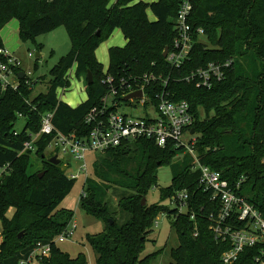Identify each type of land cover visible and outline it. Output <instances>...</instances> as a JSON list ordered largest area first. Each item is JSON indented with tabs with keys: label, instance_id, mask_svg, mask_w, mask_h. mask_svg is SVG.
I'll return each instance as SVG.
<instances>
[{
	"label": "trees",
	"instance_id": "1",
	"mask_svg": "<svg viewBox=\"0 0 264 264\" xmlns=\"http://www.w3.org/2000/svg\"><path fill=\"white\" fill-rule=\"evenodd\" d=\"M182 1L0 0V31L15 19L20 42L34 43L38 36L64 27L71 43L68 54L50 68L45 93L32 97L36 82L27 84L26 78L19 80L16 89L0 86V167L9 165L0 175V264H19L38 243H49L51 251L37 264H88L83 253L72 257L53 243L73 217L71 211L57 208L75 179L66 176L61 161L55 165L45 158L51 136L41 134L33 141L42 166L32 173L33 150L24 143L39 133L41 116L47 112H53L52 123L62 133L87 136L90 126L84 118L102 105L109 92V85L102 82L107 77L116 87L134 88L140 77L153 74L157 79L146 89L149 96L164 89L171 99L186 100L194 116L200 163L221 171L231 183L246 173L249 177L242 189L249 194L248 202L264 213V0H190L189 23L204 30L206 43L196 33L190 59L177 69L162 54L165 47H172L174 20ZM116 29L126 43L108 48L104 68L96 50ZM35 46L41 49L40 44ZM230 58L234 62L224 79L211 88L184 79L209 62ZM74 65L78 77L90 72L93 82L86 83L87 99L72 107L57 97V89L69 86L65 75ZM19 114L26 122L16 131ZM181 152L172 145L162 149L152 140L139 139L103 153L102 167L93 162L99 181L87 178L83 183L86 195H80V205L87 214L107 221L103 232L87 236L95 264H148L153 253H142L160 213L172 218L178 236L170 264H223L221 255L230 244L214 238L208 220L213 204L209 194L198 188L199 172L192 169L194 159L189 154L178 163L171 186L160 192L161 199L169 200L176 191L186 189L187 212L178 214L157 203L142 205V198L157 183L158 168L171 165ZM136 155L140 161L130 166ZM113 186L123 191L117 205L130 216L122 224L108 208L106 193ZM255 252V248H246L234 264H251Z\"/></svg>",
	"mask_w": 264,
	"mask_h": 264
},
{
	"label": "built area",
	"instance_id": "2",
	"mask_svg": "<svg viewBox=\"0 0 264 264\" xmlns=\"http://www.w3.org/2000/svg\"><path fill=\"white\" fill-rule=\"evenodd\" d=\"M192 9L191 1L183 0L174 20L176 35L165 59L177 69L190 59L194 35L197 33L199 37L204 36L202 28L194 29L189 23ZM28 57H32L31 52L28 53ZM233 62V58L221 63L209 62L205 67L191 71L184 79L187 82L195 81L198 86L211 88L215 82L224 79L226 70L232 66ZM75 70L74 65L66 72L65 77L69 81V86L58 88L57 91L69 88L72 78L83 79L86 82V77H78ZM21 72H24L23 78H26L25 82L29 84L31 81L28 77L31 73L23 69L21 59L3 41V46L0 48L1 88L16 89ZM156 79L157 77L153 74H145L135 81L134 88L124 85L116 87L111 77L103 79L102 82L109 85V92L102 98V105L92 108L85 116L84 123L90 126L87 136L79 137L74 133H62L52 123L53 112H47L41 116L39 133L32 135L30 142L24 143L25 148L33 150V141L41 134L51 136L47 147L61 162L65 157H71V161L64 163L66 168L64 171L68 178L75 180L81 176H84L85 180L88 178L87 155L89 153L102 154L139 139L152 140L162 149L168 145H172L175 149H182L194 159L192 169L199 172L198 188L209 194L210 202L213 204L208 220L215 240L230 244V248L221 255L222 263L234 264L246 248H255L256 252L251 264H264V213L248 202L249 194L242 189V185L249 176L246 173L241 174L231 183L221 171L200 163L195 151L198 135L195 131L191 133L194 116L188 102L171 99L169 92L164 89L161 92H153L155 96H149L146 89L151 87ZM162 83L167 84V80H163ZM78 91L84 93L86 85L85 87L81 85ZM137 91H141L140 97L125 99L128 94ZM121 107L140 111V113L121 112ZM19 117H22L21 114ZM261 163L264 164V154ZM71 164L75 167L72 168ZM8 166L5 164L0 167V175ZM85 195L82 189L81 196ZM188 198L189 193L186 189L178 190L168 200L169 206L177 210L178 214L186 213ZM191 218H194L193 214ZM154 224L157 225L158 222L155 221ZM75 228V223H69L65 231L53 240V243L56 244L57 241L61 242L72 236ZM50 251L49 243H38L27 258L19 261V264L38 262L48 257Z\"/></svg>",
	"mask_w": 264,
	"mask_h": 264
},
{
	"label": "rangeland",
	"instance_id": "3",
	"mask_svg": "<svg viewBox=\"0 0 264 264\" xmlns=\"http://www.w3.org/2000/svg\"><path fill=\"white\" fill-rule=\"evenodd\" d=\"M111 37L104 42L96 50L97 59L99 62L104 58L105 61L108 59L107 49L109 44H115L120 36L119 29L114 31ZM1 37L3 38L4 43L11 40V36L15 35L13 41L19 46L18 51L16 52L19 58L22 61V66L25 71H29L31 75L28 77L30 81H35V86L33 88L32 97H35L39 93H45L49 86V70L53 67L61 57L66 56L71 48V43L68 37V34L64 27H58L46 34H42L35 39V42H26L21 43L18 38V26L15 19L8 22L3 29L0 31ZM12 36V37H13ZM205 41V37L201 39ZM206 43V41H205ZM41 45V49L37 50L35 45ZM32 53V57H28V53ZM36 53H39V57H36ZM102 63V62H101ZM35 64L37 65L35 68ZM107 67V64L105 65ZM85 87L86 82L84 80L72 78L70 87L67 89H59L57 91V96L63 102L70 100L73 97V93H77L83 97L86 94V91L80 92L78 94V89L80 86ZM64 90V91H62ZM121 112L139 114L140 111H133L125 107H121ZM26 119L24 117H18V120L15 124V130L20 131L25 125ZM135 149L134 146H132ZM132 154V153H131ZM53 155V151L49 147L45 150V158L49 159ZM103 153H89L87 155L88 162V179H95L99 181L94 176V167L93 162H97L100 167H102ZM188 154L181 152L174 158V162L171 165H161L157 171V183L153 186L150 191L147 193L145 198V204L151 205L154 203L161 204L162 206H169L168 199H161L160 192L171 186L173 175L176 174V171L179 169L180 161L184 158L188 159ZM66 161H71V157H65L62 160V167ZM140 161L139 155H136V162L132 160L130 166L136 165ZM42 166V160L38 157L33 150L31 155V166L29 172L32 173ZM72 168L75 167L74 164H71ZM129 166V167H130ZM66 169V168H65ZM68 171V170H67ZM66 171V172H67ZM87 181L84 176L79 177L75 180V184L71 192L64 198L61 204L58 206L57 210H68L73 213V217L70 223H75L76 228L73 231L72 236L66 238L64 241H57L56 245L65 253L70 256H76L78 253H83L86 256L88 264H95L94 254L92 249L87 241V236L90 234H98L104 231L107 226V221L97 219L90 214H87L80 205V195L82 191L83 183ZM124 190V189H123ZM123 191L121 188L113 186L107 191V199L110 201L108 203L109 212L111 216L117 221L118 224H122L125 221L130 219V216L126 214L118 205V200L123 196ZM12 210L9 211V216L12 214ZM155 221L158 224H153V232L149 236V240L145 244L144 251L142 256L147 254H152L153 257L150 258L148 264H170L171 257L170 251L172 248L176 247L178 244V236L171 226L172 218L167 217L165 213H160ZM1 230V223H0ZM63 233V232H62ZM33 264H37L34 262Z\"/></svg>",
	"mask_w": 264,
	"mask_h": 264
},
{
	"label": "crops",
	"instance_id": "4",
	"mask_svg": "<svg viewBox=\"0 0 264 264\" xmlns=\"http://www.w3.org/2000/svg\"><path fill=\"white\" fill-rule=\"evenodd\" d=\"M114 0H112V2H113ZM143 1H145V2H153V1H157V0H143ZM17 26L19 27V24H18V21H17ZM117 30V29H116ZM113 33H115V32H113ZM112 33V34H113ZM13 36V35H12ZM11 36V40H9V41H7L6 40V45L11 49V50H13L14 51V53L15 54H17L16 52L18 51V48H19V46L15 43V41H13V38H14V36L12 37ZM111 37V36H110ZM117 38H119L117 41H116V43L115 44H109L108 45V48L109 47H111V46H123L125 43H126V40L123 38V36H122V34H121V32H120V36L119 37H117ZM108 50V49H107ZM107 54H108V51H107ZM18 56V55H17ZM19 57V56H18ZM96 57H97V53H96ZM98 60H99V58H98ZM101 62H102V64H103V66H104V68H106L105 67V65L107 64V66H108V59L105 61V59L104 58H102L101 59ZM100 62V63H101ZM80 92H78V94H79ZM87 99V95L86 94H84L83 95V97L82 96H80V95H77V93H73V97H71L70 98V100H68V101H66V103L67 104H69L70 106H72V107H75V106H77L78 104H80L81 102H83V101H85Z\"/></svg>",
	"mask_w": 264,
	"mask_h": 264
},
{
	"label": "water",
	"instance_id": "5",
	"mask_svg": "<svg viewBox=\"0 0 264 264\" xmlns=\"http://www.w3.org/2000/svg\"><path fill=\"white\" fill-rule=\"evenodd\" d=\"M167 53H168V47H165L164 51H163V57H166L167 56ZM36 57H39V53H36L35 55ZM24 77V72H21L19 73V78L22 79ZM93 82V78H92V74L90 72H88L86 74V83L87 84H91ZM141 96V91H137V92H134V93H130L128 94L125 99H129V98H133V97H140ZM193 129L191 130V133H193ZM49 162L52 163V164H59L60 163V159L56 156V155H52L50 158H49ZM44 174V172L42 171L41 173L38 174L39 177H41L42 175ZM142 205H145V198H142ZM112 223V221H111Z\"/></svg>",
	"mask_w": 264,
	"mask_h": 264
}]
</instances>
